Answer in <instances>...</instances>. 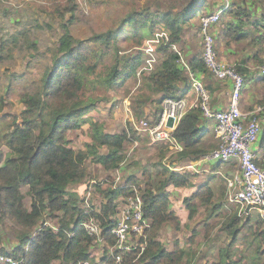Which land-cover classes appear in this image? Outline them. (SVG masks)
<instances>
[{"label":"trees","instance_id":"16d2710c","mask_svg":"<svg viewBox=\"0 0 264 264\" xmlns=\"http://www.w3.org/2000/svg\"><path fill=\"white\" fill-rule=\"evenodd\" d=\"M180 2L175 0L164 9L132 7L127 11L122 21L127 25L125 30L136 36V41L123 52L117 44L119 27L94 31L84 37L71 33L69 23L75 17L77 0H50L40 8L48 19L59 23L62 32L51 48L50 63L34 81V87L19 96L23 110L19 114L0 115V254L20 258L24 264H52L54 261L82 264L90 257L91 264H115V257L107 248L116 242L110 231L116 221L117 204L137 191L143 197L144 215L150 220L147 245L140 255L137 252L126 254L121 264H264V220L257 214L243 218L234 208L224 213L226 194L216 197L211 177L183 198L187 217L192 219V224L188 225L191 234L186 237L188 244L181 246L176 236L181 233V224L179 216L171 209L169 189L191 186L194 173L172 167L183 166L217 145L209 132L211 121L199 107L189 109L172 131L181 150L172 151L167 143L158 144L153 158L141 163L139 175L135 172L123 175L116 186L111 183L102 188L97 184L94 193L102 196L97 208L91 203L93 210L86 211L82 207L84 198L76 190L87 177L85 160L88 157L92 156V161L101 165L113 182L112 172L121 167L126 157L124 144L139 139L136 131L106 132L103 123L89 118L88 113L95 109L98 101L109 100L95 92L129 88L126 96L132 100V112L151 123L160 115L163 98L187 97L191 93V82L180 62V54L166 45L157 47L159 60L155 68L136 76L143 58L140 47L158 27L167 32L169 43H174L183 54L185 28L195 29L201 36L200 23L194 22L196 14L193 12H212L224 5L223 0H200L191 12L194 0ZM219 21L212 30L219 51H225L231 43L239 46L245 42L247 57L244 53L236 65L246 82L252 73L246 63L252 54L256 55L252 48L264 46V0H230ZM45 24L51 25L48 21ZM22 33L17 30L1 40L0 49L4 50L6 42L17 40ZM200 38V48L187 63L192 70L209 77L211 73L203 62ZM221 42L223 46L219 45ZM29 45L37 48L33 41ZM26 53L34 57L33 52ZM255 61L260 62L259 57ZM254 62V66L259 64ZM136 77L140 85L134 89ZM205 84L212 95L211 84ZM4 100L0 95V113ZM257 102L263 104L264 96ZM88 122L89 140L84 147H73L66 132ZM98 145L104 146V151ZM222 162L224 170L238 168L236 161ZM220 163L216 165L221 168ZM211 170L218 171L216 166ZM23 185L28 186V204L24 201ZM90 217L100 223L106 236L102 256L98 259L90 252L101 245L82 225ZM7 227L13 230L12 245L3 243ZM201 227L203 237L193 249L190 245L195 243ZM242 227L247 230L244 238L241 237ZM167 230L173 233L169 247L160 239ZM240 239L244 241L241 248L237 245Z\"/></svg>","mask_w":264,"mask_h":264},{"label":"built area","instance_id":"2783aa9c","mask_svg":"<svg viewBox=\"0 0 264 264\" xmlns=\"http://www.w3.org/2000/svg\"><path fill=\"white\" fill-rule=\"evenodd\" d=\"M224 5L212 12L199 15L200 34L203 42V62L205 68L212 76L219 80L231 82L230 99L225 108L213 109L211 107V93L202 78L192 70L183 59V54L174 43H169L167 32L162 28L155 31L152 37L145 39L140 47L143 58L140 68L136 71L139 77L142 73L152 71L159 60V45L169 46L180 54V62L186 68L191 82L192 97H165L161 102V112L158 119L151 123L142 118L139 122L132 120L136 130L145 133L151 140L158 144L167 143L172 151H179L182 146L173 138L172 131L177 126L183 115L192 108H200L203 115L212 121V134L217 141L216 147L202 154L183 166L173 169H188L193 173L210 172V164L215 161H236L238 168L230 174L219 173L224 176L227 188V204L234 208L238 215L248 216L257 214L264 220V167L256 161L253 144L257 140L262 128L260 115L264 112V103L256 102L251 109L242 110L240 107L241 91L244 86L245 76L237 68L236 63L222 60L219 56L213 35V27L221 19L224 9L229 6L230 0H223ZM264 78V61L253 66ZM125 103H129L125 98ZM130 105V103H129ZM128 108V106H127ZM122 174L116 171L112 177V186L121 179ZM91 183H96L92 181ZM107 184V185H109ZM141 186V184H139ZM94 186V185H93ZM90 182L83 193L82 207L86 211L93 210L90 196L92 193ZM116 221L110 234L115 237V244L109 245L107 251L114 255L115 264H121L124 256L130 252L140 255L147 245V231L150 220L144 215L143 200L139 192L118 201ZM85 231L95 237V242L101 247L91 250V256L97 251L103 252L106 236L103 228L93 217L82 223ZM115 252V253H114ZM92 257L82 262L91 264ZM0 262L7 264H24L20 258L9 254H0Z\"/></svg>","mask_w":264,"mask_h":264},{"label":"rangeland","instance_id":"374dc122","mask_svg":"<svg viewBox=\"0 0 264 264\" xmlns=\"http://www.w3.org/2000/svg\"><path fill=\"white\" fill-rule=\"evenodd\" d=\"M187 1L188 0H179L181 4ZM48 2H50V0H0V41L3 39L6 40L17 30H22L23 32L19 35L17 40L6 42L4 50L0 49V54L2 56L0 57V95H3L5 99V106L0 115L2 113L19 114L23 110L24 105L19 101L20 94L23 91L34 87V81L38 80L46 65L50 63L51 48L57 44L58 37L60 36L62 29L58 22L48 19V15L41 11L40 8L42 6H46ZM171 2H175V0H77L78 8L74 19L69 23V29L74 36L84 37L90 35L94 31L105 30L110 27H119L120 29L117 34V44L123 52L125 49L130 48L136 41V36L133 37L128 29L125 30L127 25L123 23L122 17L126 14V12L132 7H151L152 10L157 8L164 9L167 8ZM199 2L200 0H194L190 6L191 12L196 9ZM178 8L179 7H175V9ZM199 11L200 10L193 12V14H196L194 17V22L196 24H198L197 17L200 15ZM47 21L51 24L50 26L45 24ZM161 29V27H158L155 31ZM191 32V43L193 45L195 43V46L199 49L201 36H199L198 33H195V29H191ZM32 41L35 43L37 48L29 45ZM28 51L33 52L34 57L27 54L26 52ZM218 52L220 54L219 50ZM259 59L260 62L264 61V54H262ZM255 62L260 63L258 61ZM258 75L263 78L260 73H258ZM8 84H10L9 87H7ZM139 85L140 79L137 78V83L133 88L136 89ZM6 89L8 91H6ZM128 89L125 90L124 87H121L116 90L110 89L105 93L95 92V95L100 97H109V100L98 101L97 106L88 113V116H90L89 118L97 123H103L104 129L109 133L121 132L122 130H126L128 133H130V131L137 132L139 139H134L132 142H126L124 144V148H126L124 150V154H126V157L119 168V172L123 175H127L130 172H135L139 175L141 163L149 162V160L153 158L156 153L158 143L151 140L145 133L141 135L142 131H138L133 128L132 120L135 119L136 122H139V120L144 117H137L132 112V100L126 96ZM125 98H128L130 105L129 103H125ZM89 126L90 124L88 122L83 124L81 128L69 129L66 132L68 138L71 140L70 144L73 147H84V143L89 140V136L86 133ZM98 146L100 147L101 145ZM100 149L104 151L105 147H101ZM218 162L219 161L213 162L211 166L213 168L216 166L219 169L220 167L216 165ZM85 163L88 171L87 177L82 181L79 187H76V190L81 196V192L84 190L83 187L88 185L90 182L91 188H93L90 201L94 204V208H97L102 196L94 193L97 184L91 182L101 181V184H106V182L109 184L110 181L106 179L108 172L104 171L101 165L92 161V156L88 157L85 160ZM220 165L224 170L225 164L221 162ZM208 175L213 180L212 184L215 187L216 197L222 198L225 194L227 197V188L224 176L219 173H209ZM196 176L200 179L198 175ZM21 189L24 193V201L28 204L30 201V197L27 194L28 186L23 185ZM186 192L187 191L185 190V192L182 191L177 193L174 191L171 193L173 205L172 209L179 216L181 224V233L176 235L181 240V246H186L188 244L186 237L191 234V227H188V225L192 224V219H188L187 217L188 209L185 207V203L183 202V195L189 193ZM225 198L223 200H225ZM230 209H232V207L227 204L226 200L223 212L225 213L226 211L228 213L230 212ZM242 217L246 218L247 216ZM244 227L241 228L242 238L247 235V230ZM6 231L3 243H5V245L14 244L13 242L15 240L11 235L13 233L12 228L7 227ZM202 237L203 228L201 227L196 236L195 243L190 246L193 249L197 248V243L202 239ZM172 238L173 233L168 230L162 232L160 235V239L164 242L166 247H169ZM241 240L242 239H240V241ZM237 245L240 248L243 247L244 241L239 242ZM201 248L203 247H200L199 249ZM100 256H102V254L98 255V251L94 255L96 259ZM54 264L58 263L56 262Z\"/></svg>","mask_w":264,"mask_h":264},{"label":"crops","instance_id":"0c3cea01","mask_svg":"<svg viewBox=\"0 0 264 264\" xmlns=\"http://www.w3.org/2000/svg\"><path fill=\"white\" fill-rule=\"evenodd\" d=\"M197 19H198V17H197ZM214 27L212 29H214ZM215 29H216V27H215ZM184 32H185V36H186L185 38L186 39H184L185 46H184V50H183V59L187 63L188 61H190L194 57V55L197 52L198 48H197V46H195V43H194V45L191 43V41H192L191 29L185 28ZM244 43L245 42H241L239 46H237L234 43H231L229 46H226L225 47V51H223V52L220 51V54H219L220 58H222L225 61L234 62V63L237 64V62L246 54V52H248L247 49L244 50V46H243ZM219 45L223 46V43L221 42V43H219ZM252 50H254L256 52L255 53L256 55L252 54L251 55V57H252L251 59H253V60L249 59L248 62L246 63V66H248L249 70H251L252 73L247 78L246 82L244 81V86H243V89L241 91L240 107H241V109L243 111L251 109L252 106L261 97L264 96V78L259 77L258 72L256 70L251 69L254 66L253 62L255 61V59H258V57H261L262 54H264V46H255L254 48H252ZM246 57H247V54H246ZM197 74L201 78H202V75H203L202 80L204 81V83H210L211 86H212L211 107L213 109L225 108L227 106L228 102H229V99H230L231 82L228 81V80L219 81V80L215 79L212 76V74H209V77L206 74L204 75L203 73L197 72ZM187 97L191 98L192 97V93L188 94ZM261 118H262L261 119L262 120V124H264V113H263V116H261ZM209 121H211V120H209ZM262 126H264V125H262ZM210 127H211V129H209V132L211 131L210 133L212 134V121H211ZM141 135H143V132H142ZM263 135H264V130H260L258 138L253 144V149H254V151L256 153V161H257V163L264 167V138H263ZM212 136H213V134H212ZM101 147H104V146L101 145L99 148H101ZM211 164H210L209 168L211 167L210 169H214L211 166ZM218 170H220V171H222L223 173H226V174H230L231 172H233V171H230L229 169L223 170V169L219 168ZM116 171L119 172L120 170L117 169L114 172H112L111 177H113L116 174ZM209 173L215 174L214 171H212V170H210V172H201L199 174L194 173V175L191 177V182H192L191 186H187V187H184V188L171 187L169 189L170 198L172 196L171 193L174 192V191L177 192V193H180L182 191L185 192V190L187 192H189L188 194L183 195V198H184V196L191 194V192L194 189H196V187L199 184H201V183H203V182H205V181L210 179V177L208 175ZM196 175H198L200 177V179ZM122 176H123V174H122ZM106 179L109 180V178H106ZM101 183H102L101 181L100 182H96V184H100L102 186V188L109 186V185H107L108 184L107 182H106V184H101ZM86 186L83 187L84 190H85ZM84 190H82L83 192H81V195H83ZM172 207H173V205H172V198H171V209H172ZM56 262L58 264H61L60 261H54L52 264H54Z\"/></svg>","mask_w":264,"mask_h":264},{"label":"bare ground","instance_id":"6f19581e","mask_svg":"<svg viewBox=\"0 0 264 264\" xmlns=\"http://www.w3.org/2000/svg\"><path fill=\"white\" fill-rule=\"evenodd\" d=\"M203 14V13H202ZM179 62V61H178ZM191 85H189V87H190ZM161 104V103H160ZM194 109V108H193ZM161 110V109H160ZM158 119V118H157ZM151 139V138H150ZM121 182V181H120ZM123 198V197H122ZM127 198V197H126ZM143 198V197H142Z\"/></svg>","mask_w":264,"mask_h":264},{"label":"clouds","instance_id":"9594fccd","mask_svg":"<svg viewBox=\"0 0 264 264\" xmlns=\"http://www.w3.org/2000/svg\"><path fill=\"white\" fill-rule=\"evenodd\" d=\"M215 173V172H214Z\"/></svg>","mask_w":264,"mask_h":264}]
</instances>
